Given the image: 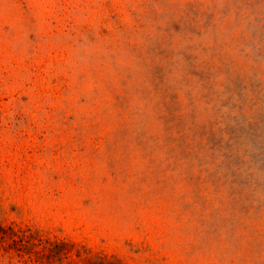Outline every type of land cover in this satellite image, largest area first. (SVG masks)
<instances>
[{
  "label": "rangeland",
  "instance_id": "obj_1",
  "mask_svg": "<svg viewBox=\"0 0 264 264\" xmlns=\"http://www.w3.org/2000/svg\"><path fill=\"white\" fill-rule=\"evenodd\" d=\"M0 264H264V0H0Z\"/></svg>",
  "mask_w": 264,
  "mask_h": 264
}]
</instances>
